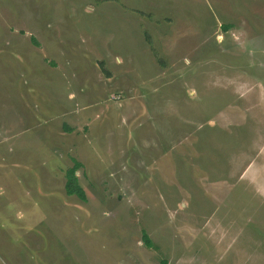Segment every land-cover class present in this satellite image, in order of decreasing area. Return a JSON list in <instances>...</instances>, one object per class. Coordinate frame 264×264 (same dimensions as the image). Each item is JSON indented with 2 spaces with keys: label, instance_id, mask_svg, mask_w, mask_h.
<instances>
[{
  "label": "rangeland",
  "instance_id": "rangeland-1",
  "mask_svg": "<svg viewBox=\"0 0 264 264\" xmlns=\"http://www.w3.org/2000/svg\"><path fill=\"white\" fill-rule=\"evenodd\" d=\"M164 259L264 264V0H0V264Z\"/></svg>",
  "mask_w": 264,
  "mask_h": 264
},
{
  "label": "trees",
  "instance_id": "trees-1",
  "mask_svg": "<svg viewBox=\"0 0 264 264\" xmlns=\"http://www.w3.org/2000/svg\"><path fill=\"white\" fill-rule=\"evenodd\" d=\"M232 26L231 25H225L224 30L228 31ZM149 41V38H147ZM150 45L152 46V42H150ZM155 55H157L155 53ZM100 67L102 72L105 74L107 78H110V73L108 70H106L104 63H100ZM82 163H80L77 160H74V165L66 170V184H65V191L67 195L69 196H76L78 197L81 201L87 202L88 201V196L83 188V186L80 183L79 177H78V172L79 170L82 169ZM143 240L145 242V245L148 248L154 249L156 248L154 242L150 238L147 232H143ZM161 264H168V260L164 259L162 260Z\"/></svg>",
  "mask_w": 264,
  "mask_h": 264
},
{
  "label": "built area",
  "instance_id": "built-area-1",
  "mask_svg": "<svg viewBox=\"0 0 264 264\" xmlns=\"http://www.w3.org/2000/svg\"><path fill=\"white\" fill-rule=\"evenodd\" d=\"M119 99V98H118Z\"/></svg>",
  "mask_w": 264,
  "mask_h": 264
}]
</instances>
